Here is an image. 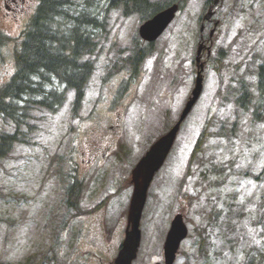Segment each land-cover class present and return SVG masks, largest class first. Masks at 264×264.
I'll return each instance as SVG.
<instances>
[{
    "label": "rangeland",
    "instance_id": "rangeland-1",
    "mask_svg": "<svg viewBox=\"0 0 264 264\" xmlns=\"http://www.w3.org/2000/svg\"><path fill=\"white\" fill-rule=\"evenodd\" d=\"M24 1L0 0V35L11 39L0 45V87L14 72L17 39L37 3ZM212 1L187 0L134 68L136 51L147 49L138 15L124 16L105 0H73L96 19L83 27L95 44L81 58L92 61L93 73L76 114L71 91L55 113L29 109L19 134L26 142L0 159V264L113 263L127 224L131 171L190 96L199 29ZM214 10L218 26L201 55L202 92L149 186L132 264L163 263L178 213L188 234L174 264H264V96L256 90L264 0H220ZM212 28L204 23L207 46ZM52 89L65 90L56 81ZM14 131L0 117V137ZM73 176L82 188L78 210L69 211L64 197Z\"/></svg>",
    "mask_w": 264,
    "mask_h": 264
},
{
    "label": "trees",
    "instance_id": "trees-1",
    "mask_svg": "<svg viewBox=\"0 0 264 264\" xmlns=\"http://www.w3.org/2000/svg\"><path fill=\"white\" fill-rule=\"evenodd\" d=\"M84 4H88L85 0ZM187 0L152 2L150 0H105L108 8H122V14H136L141 22L151 18L163 8L177 3L182 8ZM72 6H75L72 9ZM95 26L96 19L86 8H79L73 0H37L33 14L17 39L14 52V72L0 87V117L15 125L12 134L0 137V159L8 156L18 142H26L19 137L21 127L27 123L29 109L57 112L65 101V93L73 91L72 113L76 114L83 101L87 84L93 73V63L81 60L92 51L90 36L86 26ZM11 40L0 35V45ZM140 42L139 39L136 40ZM145 50L139 48L133 56V66L137 67ZM64 87V92L52 89L54 82ZM51 89H47V87ZM256 90L264 96V60L258 66ZM247 92L242 98H246ZM241 106H245L244 102ZM29 126V125H28ZM22 134V133H21ZM203 133L199 137L191 157L202 144ZM82 182L72 177L66 190V204L77 206ZM71 199L73 203L69 201Z\"/></svg>",
    "mask_w": 264,
    "mask_h": 264
},
{
    "label": "water",
    "instance_id": "water-1",
    "mask_svg": "<svg viewBox=\"0 0 264 264\" xmlns=\"http://www.w3.org/2000/svg\"><path fill=\"white\" fill-rule=\"evenodd\" d=\"M218 0H215L214 4ZM178 5L174 4L160 11L151 19L144 22L139 27L140 38L147 42L155 41L165 30L168 24L173 20ZM209 15L206 16V18ZM201 46L198 47L196 63L199 67L195 88L192 91L191 98L188 100L179 121L170 129L168 133L160 137L152 144L145 155L139 160L131 173L133 192L129 204L127 216V229L121 249L114 261V264H131L136 257L137 249L140 242L139 222L142 209L146 200V193L154 174L164 163L178 132L180 123L191 110L197 101L202 90L201 70L203 65L200 62ZM186 228L183 224L181 215H176L171 223V228L167 234L164 244V264H172L175 252L180 241L186 236Z\"/></svg>",
    "mask_w": 264,
    "mask_h": 264
},
{
    "label": "flooded vegetation",
    "instance_id": "flooded-vegetation-1",
    "mask_svg": "<svg viewBox=\"0 0 264 264\" xmlns=\"http://www.w3.org/2000/svg\"><path fill=\"white\" fill-rule=\"evenodd\" d=\"M14 2L16 1V0H13ZM24 0H20V5H21V7L23 6V4H24ZM15 5L17 6V3H15ZM93 28V26H90V28ZM91 37H92V34H91Z\"/></svg>",
    "mask_w": 264,
    "mask_h": 264
}]
</instances>
